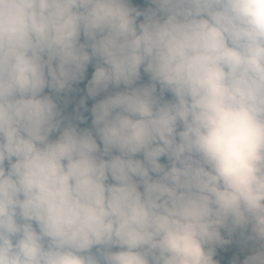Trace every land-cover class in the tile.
I'll list each match as a JSON object with an SVG mask.
<instances>
[{
  "label": "clouds",
  "instance_id": "clouds-1",
  "mask_svg": "<svg viewBox=\"0 0 264 264\" xmlns=\"http://www.w3.org/2000/svg\"><path fill=\"white\" fill-rule=\"evenodd\" d=\"M232 245L264 264V0H0V264Z\"/></svg>",
  "mask_w": 264,
  "mask_h": 264
},
{
  "label": "trees",
  "instance_id": "trees-1",
  "mask_svg": "<svg viewBox=\"0 0 264 264\" xmlns=\"http://www.w3.org/2000/svg\"><path fill=\"white\" fill-rule=\"evenodd\" d=\"M90 71H91V69L89 68L88 74H90ZM83 83L84 82H80V84H79V87L81 89L83 88ZM87 103L90 105L91 101H87ZM70 109H71V105H69V110ZM234 253L235 254H239V255L242 256V254L238 252V248H237L236 245H232L226 254L225 253H221L220 255H221V259L223 261V264H228V261L231 259V256Z\"/></svg>",
  "mask_w": 264,
  "mask_h": 264
}]
</instances>
